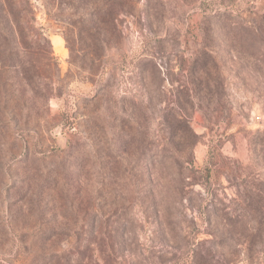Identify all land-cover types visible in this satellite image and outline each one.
I'll use <instances>...</instances> for the list:
<instances>
[{
  "label": "rangeland",
  "instance_id": "374dc122",
  "mask_svg": "<svg viewBox=\"0 0 264 264\" xmlns=\"http://www.w3.org/2000/svg\"><path fill=\"white\" fill-rule=\"evenodd\" d=\"M100 1L109 45L31 0L37 41L10 48L0 264H264V0Z\"/></svg>",
  "mask_w": 264,
  "mask_h": 264
},
{
  "label": "trees",
  "instance_id": "16d2710c",
  "mask_svg": "<svg viewBox=\"0 0 264 264\" xmlns=\"http://www.w3.org/2000/svg\"><path fill=\"white\" fill-rule=\"evenodd\" d=\"M124 2H127V0H124ZM72 5L74 6V11L70 14L72 15V17H70V24L75 27L79 36L78 38L84 40V36H91L92 30L96 29L98 31L97 38L100 39L102 43L109 45L111 43L110 35L103 34L102 31L104 29L98 26V24H107L105 20L106 17L101 16L102 11H104V7H101L104 6L101 4V1L72 0ZM108 8L111 9V6H108ZM37 29V14L31 0H0V75L7 73L8 67H11V65L16 66L20 62V57H22V54H20L18 50L13 53L10 51V48H17L20 45L27 47L29 44H34V42L37 41L36 36L34 37V33ZM43 38L48 39L45 35ZM204 46H208V43H205ZM211 53H213V51L200 49L199 54L195 56L191 65L192 73L196 75L199 74L200 78H198L200 82L205 80V85L208 87H210V82L216 80L213 74L219 71V62L216 57L213 55L211 56ZM206 55H210V57L207 58ZM18 71L25 79L28 78L27 71L24 67L18 69ZM21 98L19 99L16 95L6 93L4 98L0 99V114L4 116L3 122H14L18 120L16 110H14L11 105L21 100ZM2 103L4 106L3 108H1ZM1 121L0 119V122ZM182 129L183 132L189 136L187 133V129H189L187 123H183ZM190 136L193 138L191 134ZM190 142L191 138L189 139V143ZM191 162L192 161H188L187 159L182 161L179 165V177L177 178L175 176L176 181H174V189L182 197H185L187 194L185 177L187 176V170H192L193 168L190 167V164H192ZM151 200H157V195H154L153 192L151 194Z\"/></svg>",
  "mask_w": 264,
  "mask_h": 264
}]
</instances>
